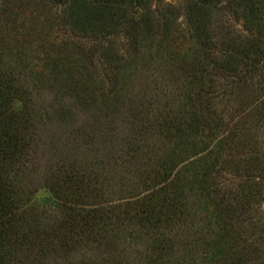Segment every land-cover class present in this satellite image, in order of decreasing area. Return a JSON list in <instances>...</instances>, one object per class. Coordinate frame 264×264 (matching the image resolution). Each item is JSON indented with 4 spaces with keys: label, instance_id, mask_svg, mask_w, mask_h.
<instances>
[{
    "label": "trees",
    "instance_id": "trees-1",
    "mask_svg": "<svg viewBox=\"0 0 264 264\" xmlns=\"http://www.w3.org/2000/svg\"><path fill=\"white\" fill-rule=\"evenodd\" d=\"M25 1L48 11L40 49L46 52L53 44L60 49L66 83L57 90L63 98L55 96L59 114L54 102L45 113L34 96L40 95L36 79L44 87L46 74L36 75L23 50H15L16 65L0 58V264H124L128 237L118 244L123 231L129 237L131 232L151 236L147 264H174L181 237L183 245L192 238L194 253L212 241L205 238L216 237H204L201 230L210 228L194 222L200 215L188 206L193 190L199 204L208 205L205 212L221 221L217 230L227 248L221 264H264V212L259 210L264 202V0H182L177 7L163 0ZM14 3L0 0V25L18 23L22 5ZM209 8L221 10L231 27L241 29L229 28L216 43ZM243 30L251 37L246 39ZM53 32L63 38L59 46ZM172 32L190 46L189 53L178 51L177 58L171 48L159 52L155 45L150 58L143 56L146 42L147 47L154 41L167 45ZM97 56L113 68L110 95L132 112V146L126 141L119 149L120 164L130 151L134 170L144 158L153 162L149 181L136 184L132 171L131 192L110 201L95 166L67 157L50 158L42 170L34 164L45 146L49 118L61 126L63 100L69 104L83 96L78 81H84ZM153 71L159 73L149 74ZM146 72L154 85L142 89ZM179 96L185 101L177 110L170 101ZM32 168L39 184L30 181ZM40 190L45 197L36 200Z\"/></svg>",
    "mask_w": 264,
    "mask_h": 264
},
{
    "label": "rangeland",
    "instance_id": "rangeland-1",
    "mask_svg": "<svg viewBox=\"0 0 264 264\" xmlns=\"http://www.w3.org/2000/svg\"><path fill=\"white\" fill-rule=\"evenodd\" d=\"M15 3L12 5L13 7L22 5L18 11V23L14 27L7 26V23L0 25V58L6 64H9V61L14 62L16 65V51L20 49L21 51H25L28 55L31 66L34 67V72L36 75H40L42 72L46 74L48 77V82H45V86H40L41 79H36V83L38 84L37 93L40 94L39 97L34 96L35 103L40 105L42 111L47 112L46 108L52 102V108L54 111L59 114L61 111L60 105L57 101L61 100L63 97L57 91L60 87H64V83H66V78L62 79L60 75L61 71L65 68L58 63L61 62L62 65L66 64L65 56L61 54L56 47L48 46L47 51L43 52L41 48V35L40 31L44 29L45 23L44 19L49 16L47 15L46 10L36 9L32 3H29L25 0H14ZM182 0H163L164 5H173L174 7L180 6ZM155 5L152 9H154ZM16 13V9L13 8ZM212 13L211 24L213 26L212 31H214V35H212V40L216 43H220L218 40L223 32L226 34V31H229V28H234L237 30L241 29V26L238 25L236 27H231L229 23V18L227 15L223 14L221 10L209 8ZM183 17H179L177 20V25L183 29ZM10 27V28H9ZM185 27V26H184ZM17 30V31H11ZM253 33V32H252ZM54 36H57V46L61 42L62 36H58L57 32H53ZM242 35L247 39L251 37V32L242 31ZM60 40V42H59ZM149 41L144 45V53L143 56L147 55L149 58L153 55L154 46L156 45L159 52H163L166 48H171V52L177 57L180 58V54L177 55L178 51L188 52L190 46L183 45V42L178 40L177 33L172 32L168 37L167 45L157 41H154V44L151 47H147ZM181 50H178L179 47ZM163 47V49H162ZM177 48V49H176ZM183 49V50H182ZM170 52V49L166 51ZM121 53V52H119ZM121 54H118L120 57ZM146 56V57H147ZM187 59L188 56L186 57ZM102 59V56H101ZM98 56L93 59L94 62L91 63L90 72L83 77L84 81H78L81 89H85L82 93L83 96L78 98L77 96L72 100L64 101L65 110L63 112V122L61 126H59L58 122L51 117L48 121V128L46 129L44 142L45 146H42L41 151H39L38 159L34 162L37 169L42 170L46 162L51 158V161L56 162L59 160H65L67 157V161H75L78 160L81 164H90L95 166V173L99 175L102 180H105L101 188L107 190L109 192L107 200H115L122 193L125 192L124 195H127L131 192L132 189V171L134 172V182L136 184H140L142 181H149L151 174L149 175L150 170L153 167V162L151 159H142L141 162L137 163L138 167L136 170L132 169V159L128 156H132L128 154L127 158L124 159V165L120 164V156L122 152L119 149H122L124 144L131 143L129 146H132V112L127 111V108H123L120 102H116L115 95H110L112 91H114L115 87L111 84L113 83L108 74L111 73L112 67H109L108 62L102 61ZM188 61V60H187ZM108 65L109 71L105 74V65ZM54 64V66H53ZM67 67V65H66ZM10 70V68H8ZM31 70L30 73L33 72ZM40 71V72H39ZM59 73V76L55 75ZM156 73H159L156 72ZM149 72V74H156ZM147 72L144 73V79L140 82L142 84V89L148 86L150 81L147 80V76L149 75ZM107 75V78L105 79ZM150 75V76H151ZM159 76V75H157ZM129 78V79H128ZM128 90L132 94V75L128 76ZM81 79V78H80ZM121 78L118 76V81ZM82 80V79H81ZM110 80V81H108ZM123 81V80H122ZM68 85V84H67ZM153 87V83L149 84ZM138 89V88H137ZM137 89H135L137 91ZM140 89V88H139ZM112 90V91H111ZM157 91H163L162 87L157 86L155 88ZM56 92L59 94L55 95ZM59 99L57 100L56 97ZM36 97V99H35ZM93 97V99H92ZM56 98V99H55ZM41 100V101H40ZM40 101V102H39ZM170 101V99L168 100ZM185 100L182 97H172L171 105L175 106V109H179L183 106V102ZM249 102V100H248ZM248 107H251L248 104ZM39 109V107H38ZM252 109V108H251ZM50 116L51 113H50ZM252 119V113L248 114ZM57 122V124L55 123ZM131 130V131H130ZM126 141H128L126 143ZM153 142L160 143L161 141L155 139ZM86 143V144H85ZM117 151V152H115ZM115 152V153H114ZM55 153L57 155H55ZM55 155V156H54ZM55 157L52 159V157ZM114 159L116 162H114ZM69 163V162H68ZM38 165V166H37ZM35 172H38L36 168H32L33 174L30 178L31 183L39 184ZM195 190L189 192L187 196H189V208L192 210L193 214L195 211L199 212V219L193 218L197 227L200 228H210V232L203 231L202 235H207V233H214L218 238L207 237V242L212 240L202 248H196L197 253H194L190 249L191 245H193V240L189 238V240L183 245V238L181 235L179 236L180 240L177 241V245L174 249L173 260L174 264H221L222 263V253H226V247L223 243L224 237H220L218 228L221 221H219L215 216L211 213H206L205 211L208 208V205H204L205 203L199 204V199L197 193H193ZM112 194V195H111ZM37 198L45 197V193L40 190L36 192ZM41 205V204H40ZM50 207V206H49ZM44 210H47L44 208ZM260 212H264V202L259 207ZM200 233V231L198 232ZM205 233V234H203ZM127 231H123L119 234L118 244H123L124 236H127L126 243L123 245L125 249L124 252L120 256L124 257V264H147L148 259L151 256L152 248V239L149 234L144 235V233L130 234L128 235ZM123 235L122 238L120 236ZM248 235V234H245ZM192 237V236H191ZM231 237V236H229ZM222 239V240H221ZM201 246V245H200ZM109 255V251L107 252V256ZM207 255V256H205ZM95 256H97L95 254ZM93 258V254L91 255ZM203 257H206L204 259ZM119 258V255H118ZM264 258V257H263ZM262 258V259H263ZM77 259V258H76ZM93 261V260H92Z\"/></svg>",
    "mask_w": 264,
    "mask_h": 264
}]
</instances>
